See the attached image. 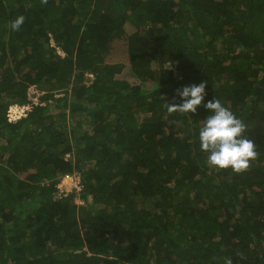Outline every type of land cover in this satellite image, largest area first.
Segmentation results:
<instances>
[{"label":"trees","instance_id":"1","mask_svg":"<svg viewBox=\"0 0 264 264\" xmlns=\"http://www.w3.org/2000/svg\"><path fill=\"white\" fill-rule=\"evenodd\" d=\"M202 81L244 174L207 165L204 107L167 113ZM226 259L264 264V0H0V264Z\"/></svg>","mask_w":264,"mask_h":264},{"label":"clouds","instance_id":"2","mask_svg":"<svg viewBox=\"0 0 264 264\" xmlns=\"http://www.w3.org/2000/svg\"><path fill=\"white\" fill-rule=\"evenodd\" d=\"M47 2L42 0L43 4ZM24 22V16L17 17L11 22V29L18 31ZM207 85L208 81H202L198 85L177 89L176 96L181 102L176 103L173 99L172 103H165L167 113L195 114L198 107H204L210 114L200 128L199 144L201 152L207 154V165L216 171L231 170L236 175L244 174L259 159L256 144L245 135L246 124L219 99L213 98L204 103ZM161 98L165 100V97ZM226 264H232L231 259H226Z\"/></svg>","mask_w":264,"mask_h":264},{"label":"rangeland","instance_id":"3","mask_svg":"<svg viewBox=\"0 0 264 264\" xmlns=\"http://www.w3.org/2000/svg\"><path fill=\"white\" fill-rule=\"evenodd\" d=\"M123 79H128L129 82H131L132 84H135L136 81L135 79L126 71H124V74H123ZM67 127V130L68 132H70V125L69 123H66L65 125ZM66 158V156H65ZM70 157H68L69 159ZM67 159V158H66ZM68 177H72V175H68ZM67 178V175L61 177V180L57 183L56 187H57V190H61L62 192L64 193H68L71 191L72 188H75L76 186V180L74 178ZM76 203H78V201H76Z\"/></svg>","mask_w":264,"mask_h":264},{"label":"built area","instance_id":"4","mask_svg":"<svg viewBox=\"0 0 264 264\" xmlns=\"http://www.w3.org/2000/svg\"><path fill=\"white\" fill-rule=\"evenodd\" d=\"M67 178H69V177H67ZM70 178H74L75 180H76V186H75V188H79V186H78V182H79V177L77 176V175H72V177H70ZM69 178V179H70Z\"/></svg>","mask_w":264,"mask_h":264}]
</instances>
